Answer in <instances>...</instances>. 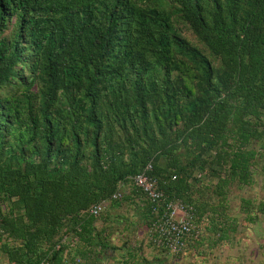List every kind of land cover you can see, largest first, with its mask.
<instances>
[{
    "label": "trees",
    "instance_id": "obj_1",
    "mask_svg": "<svg viewBox=\"0 0 264 264\" xmlns=\"http://www.w3.org/2000/svg\"><path fill=\"white\" fill-rule=\"evenodd\" d=\"M149 165L194 209L190 247L264 215L230 202L264 170V0H0V257L98 264L124 204L150 237Z\"/></svg>",
    "mask_w": 264,
    "mask_h": 264
},
{
    "label": "rangeland",
    "instance_id": "obj_2",
    "mask_svg": "<svg viewBox=\"0 0 264 264\" xmlns=\"http://www.w3.org/2000/svg\"><path fill=\"white\" fill-rule=\"evenodd\" d=\"M131 191V187L125 189V193ZM243 199H251L255 204L264 200V170L261 167L255 171L254 182L250 187L243 190L235 188L230 197L232 216L237 218L240 225L245 217ZM110 213L115 227L112 242L118 250H109L106 255L99 256L98 264H121L125 258H130V253L134 254V264L142 263V258L149 261L161 258L163 264H262L264 260V215H260L256 224H245V228H240L238 233L213 248L207 239L209 232L202 227L196 234L200 242L197 247H190L187 243L182 253L175 254L161 252L150 245L148 229L134 207L124 204ZM125 247L130 248L129 254ZM0 259V264H8Z\"/></svg>",
    "mask_w": 264,
    "mask_h": 264
},
{
    "label": "built area",
    "instance_id": "obj_3",
    "mask_svg": "<svg viewBox=\"0 0 264 264\" xmlns=\"http://www.w3.org/2000/svg\"><path fill=\"white\" fill-rule=\"evenodd\" d=\"M153 166L149 165L144 172L134 178V184L139 188L153 204L154 213L160 216V219L154 222L150 228V240L158 248H164L172 253H182L195 232V212L181 201H169L160 188L158 179L150 173ZM120 194H116L117 199ZM106 209L102 204L92 209V214L100 215ZM198 234V232H197ZM42 264H49L43 262Z\"/></svg>",
    "mask_w": 264,
    "mask_h": 264
}]
</instances>
